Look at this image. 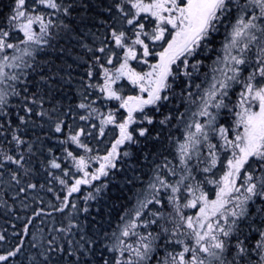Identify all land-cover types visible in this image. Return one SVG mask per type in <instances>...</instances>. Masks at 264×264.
I'll return each mask as SVG.
<instances>
[{"label": "snow or ice", "instance_id": "obj_1", "mask_svg": "<svg viewBox=\"0 0 264 264\" xmlns=\"http://www.w3.org/2000/svg\"><path fill=\"white\" fill-rule=\"evenodd\" d=\"M77 8L80 9L78 20L74 15ZM90 8L85 0H32L31 6L28 0H13L4 24L0 26V117L10 115L9 98L21 97L23 93L18 107L25 115H17L21 124L27 123L26 116L33 113L32 105L37 103L36 93L28 95L30 73L36 70V54L45 46H51V41L61 31L65 34L76 31L73 21L86 24ZM102 11L110 17L99 21L100 26L110 29L105 40L96 49L81 45L92 53L86 88L98 90L99 96L89 101L82 93L83 99L76 106L87 111V115L79 117L80 121L90 122L97 118L99 125L92 124L88 131L84 127L70 130L60 141L61 145H75L80 150L64 148V160L70 161L69 167L62 169L57 158L49 161L50 168L62 170V175L55 179L66 190L62 198L57 196L60 207L55 210L62 213L68 207L77 209L70 198L81 191L82 185H92L93 181L108 177L118 162L132 156V152L122 150V146L137 144L138 137H147L149 133L146 127H132L139 123L137 114L148 125L154 123L153 116L146 111L148 106H154L159 113L163 102L169 101L170 97L165 93L172 92L170 78L174 82L183 75L191 82L193 72L203 63L197 57L212 50L214 35L224 26L222 55H217L212 79L206 80V88L197 84V93L188 92L190 106L196 107L188 122L184 121L186 113H181L178 118V123L185 124L183 140L169 138L175 145L178 164L170 166L171 162L165 158L163 163L155 166L145 187L135 194L136 204L126 210L117 228L104 236L105 240L111 241L108 251L116 254L115 259L101 256L100 264H145L161 246L158 241H164V247L181 246L179 251L167 253L159 264H264V227L250 229L257 237L251 244L250 237L245 236L240 227L241 222L248 219L250 202L257 199L261 201L257 213L264 224V0H111ZM233 11L236 15L229 21ZM34 26L39 30L36 31ZM15 33L22 34L23 38L18 39ZM88 34H93L90 29ZM253 47L256 48L254 59ZM133 62L144 67L137 70ZM245 71L247 75H244ZM97 75L98 82L91 83ZM49 79L41 76L45 85ZM121 80H127L134 90H138L136 94L123 95V89L116 86ZM81 84L84 86L83 80ZM18 85L22 87L18 88ZM234 86H239L240 91L233 103L229 91L234 90ZM101 98L105 102H118V107L109 108L107 113L101 112L94 106ZM40 103L43 104L42 98ZM221 110H227V116L233 118L230 126L220 124L217 127ZM36 115L52 120L51 114L44 110ZM201 117L205 118L203 122ZM173 118L171 114L166 115L159 123L168 124ZM8 124L11 127V120ZM65 124V120L54 121L53 131L63 134ZM109 125L118 130V135L110 147L105 146L101 155L99 149L89 147L83 138L91 136L97 128L98 135L103 137ZM213 138L217 139L216 143L212 142ZM12 141L17 146L26 143L15 131ZM205 145L207 155L202 151ZM222 156L227 157L226 160ZM194 157L195 165L191 163ZM3 159L23 167V156L14 159L12 155L3 154ZM218 163L222 164V174L217 179L213 169ZM94 164L98 167L94 168ZM201 164L204 165L202 169ZM197 170L205 174L204 180L197 181L193 175ZM209 175L213 178H208ZM13 179H16L15 173ZM205 184L215 187L213 198L205 191ZM106 187V184L95 187V194L90 192L85 201L96 199ZM182 192L190 197L184 198L183 204ZM165 195L174 215L170 214L155 234L139 232L140 227L158 224L164 218L160 211L150 213L151 220L145 219V215L150 205L163 207ZM183 209L198 211L195 216H186ZM83 211L88 209L85 207ZM74 227L78 225L69 221L67 229L59 231L71 233ZM24 231H28V225ZM3 239L0 235V240ZM95 244L96 241L86 235L78 241L68 240L67 249L63 245L57 247L49 240L47 247L40 245L41 250L30 259L33 264H53L55 256L66 253L75 257L71 264H89V261L98 264ZM20 250L17 245L15 250L0 254V262L6 264L9 257Z\"/></svg>", "mask_w": 264, "mask_h": 264}, {"label": "trees", "instance_id": "obj_2", "mask_svg": "<svg viewBox=\"0 0 264 264\" xmlns=\"http://www.w3.org/2000/svg\"><path fill=\"white\" fill-rule=\"evenodd\" d=\"M85 2L91 5L87 13L89 21L84 25L73 21L76 24V31L68 34L61 31L59 36L51 41V46H45L35 56L36 70L30 73L31 83L28 95L36 93L37 103L32 105L33 113L26 116L27 123L21 124L17 115V113L25 115L22 108L18 107L23 93L21 97L9 98L10 115L0 117V124H3V127L0 128V235L4 237L3 240H0V254L15 250L17 245L21 249L15 256L9 257L6 264H33L30 257H36V254L41 250L40 245H44L46 248L48 241L53 240L55 246L63 245L67 249L68 240L78 241L81 236L85 235L96 241L95 249L98 255L95 260L98 264H100L101 256L105 259H115L116 254L108 251L111 241L105 240L104 236L106 233L110 235L121 223V217L126 210L133 208L137 189L143 179L152 174V170L157 164L163 163L165 158L171 162L170 166L178 164L175 145L169 142V138L183 140L185 128L182 126L183 123H178V118L181 113H186L184 120L192 115V107L187 99L188 92L197 93L196 85L206 79L208 66L216 57L219 50L218 43L226 32L225 27L221 26L219 33L215 34L212 40V50L197 57L203 63L199 66L198 71L193 72L190 83L189 79L183 75L174 82L170 78L169 82L172 83V92L175 95L172 92L165 93L169 95L170 99L163 102L159 113L155 111L154 106H148L146 109L148 114L153 116L154 123L152 125H148L137 114L139 123L132 127H146L149 129V133L147 137H138L137 144L122 146V150L131 151L132 156L118 162L117 168L111 170L108 177H102L100 181H93L92 185H82L81 191L74 193L70 198L76 203L77 209L68 207L61 213L55 210L60 207L57 196L61 195L62 198V193L66 190L62 189L55 177L61 176L62 170L50 168L49 161L57 158V162L62 164V169L69 167L70 161L64 160V148L75 149L77 152L80 150L76 149L75 145H61L60 141L67 137L70 130L75 131L84 127L88 131L92 124L99 125L97 118H93L90 122L80 121L79 117L87 115V111L76 107L83 99L82 93L88 96L89 101L96 100L99 96L98 90L86 88L88 82L86 73L92 53L81 45L87 44L93 49L99 48L101 42L105 40L106 32L110 31V29L100 26L99 21L110 19L107 13L102 11V7L107 6L111 0H85ZM12 3L13 0H0V26H3L4 18L8 15ZM28 4L31 6L32 0H28ZM40 10H44L42 6ZM79 12V8L74 11L77 20ZM34 28L36 31L39 30L38 26H34ZM89 29L94 35L88 34ZM14 35L18 39L23 38L22 34L15 33ZM96 54L99 55V53ZM133 64L137 66L136 62ZM143 67L142 65L137 66V70ZM189 70L191 71V69ZM41 76L50 78L46 85L41 81ZM99 79V75H97V78L91 83L95 84ZM82 80L84 86L81 84ZM116 86L123 89L122 94L125 96L134 95L138 91L134 90L127 80L118 81ZM19 87L22 86L18 85ZM182 90L183 95H181ZM41 98L43 104L40 103ZM94 106L101 112L107 113L109 108H117L118 102H105L101 98ZM53 109L55 110L53 111ZM41 110L49 112L52 120H49L47 116H37L36 113ZM121 112L123 113V110ZM170 114L174 118L168 124L161 125L159 121ZM226 118L227 123L225 122ZM9 120H11V127L8 124ZM57 120L66 121L63 134L53 131L54 121ZM219 122L217 127L220 124H225L226 127L231 125L232 119L227 117L225 110L221 111ZM14 131L26 143L17 146L12 141ZM98 132L97 128L91 136H86L83 139L89 147L94 150L99 149V154L103 155L105 146L110 147L112 140L118 135V130L109 125L106 128L105 136L100 137ZM158 134L159 138L156 139ZM29 145H31L30 151ZM203 150L204 153H207V148H203ZM3 154L12 155L14 159L23 156L24 160L21 162L23 167L4 160ZM94 154H96L95 151ZM226 158L222 156L223 160ZM193 159L196 161L195 157ZM193 165L195 164L193 163ZM93 167H98V164H94ZM203 167L204 165L201 164L200 168ZM14 173L16 179H13ZM193 175L196 176L197 181L205 179V174L199 170L195 171ZM29 184H34L35 187L29 188ZM101 184H106L107 187L96 195V199L85 201L84 198L90 192L95 194V187ZM210 186V184H205V191H209ZM49 188H52L51 192L48 191ZM214 194L215 190L210 192V198H213ZM180 195L182 204L186 202L184 198H190L187 197L186 192H182ZM162 204L163 207L151 205L146 210L145 219H153L150 213L156 211L162 212L164 218L158 224L150 225L147 228L140 227L139 232L155 234L160 230V225L169 218V215H174L166 195L163 197ZM260 204L261 201L258 199L255 202H250L248 219L242 221L240 225L243 234L250 237V244L255 243L257 238L256 233L250 229L264 227V224H261L262 217L257 213ZM85 207L88 209L87 212L83 211ZM183 211L186 216H195L198 209H183ZM34 213L40 214L34 215ZM29 218H31V223H29ZM69 221L77 224L78 227L72 228L71 233L59 231V229H67ZM25 225H28L27 232L24 231ZM168 226L171 228V224ZM129 242L132 241L129 240ZM234 242L235 237H233ZM157 243L161 246L150 255V259L145 264H159L167 253L179 251L181 247L175 244L164 247V241ZM33 245L37 247H33ZM228 258L231 259L230 254ZM73 260H75L74 256H67L65 253L55 256L53 264H71ZM0 264H5V262H0ZM89 264L92 262L89 261Z\"/></svg>", "mask_w": 264, "mask_h": 264}, {"label": "rangeland", "instance_id": "obj_3", "mask_svg": "<svg viewBox=\"0 0 264 264\" xmlns=\"http://www.w3.org/2000/svg\"><path fill=\"white\" fill-rule=\"evenodd\" d=\"M235 15H236V13L233 11V12H232V15L229 17V21L232 20V19H234ZM229 21H227L226 23H228ZM224 40H225V34H224V36L220 39V42L218 43V45H219V50H218L217 55H218V54L222 55L221 48H222V44H223ZM251 52H252V56H253V59H254L255 52H256V48L253 47L252 50H251ZM217 55H216L215 58L212 59L210 65L208 66L207 73H206V74H207L206 79H205L204 81H201V82L199 83V84L202 86V88H206V87L208 86V83L206 82V80H207L208 82H210L211 79H212V76H213L212 69H213L214 67H217V65L215 64V61H216ZM248 70H251V69H248ZM244 75H247V71L244 72ZM239 91H240L239 86H234V90H230V91H229V96L231 97V100H232L233 103L235 102V100H236V95H237V93H238ZM190 107H192V108H191V111H192V112H195V111H196V107H195V106H190ZM213 111H214V109H213ZM221 111H222V110H221ZM225 113H226V115H227V110H225ZM190 117H191V116H189L187 120H184L185 123L188 122V120H189ZM227 117H231V116H227ZM200 119H201V122H203V120H204L205 118L201 117ZM231 119H233V118L231 117ZM219 123H220V122H219V118H218L217 124H219ZM182 126L185 128V124H184V123H183ZM216 142H217V139L213 138V143H216ZM205 146H206V145H205ZM205 146H204V148H207V147H205ZM202 151L204 152L203 149H202ZM206 152H207V150H206ZM204 154L207 155V153H204ZM191 163H192V164H193V163L195 164L196 161H194V159H193V160L191 161ZM213 172L216 173L215 178H218V176H219L220 174H222V164H221V163H218L217 167H216L215 169H213ZM149 176H150V175H149ZM149 176L143 179V181H142L143 183H141V185H140L139 188L137 189L136 193H137L139 190H141L143 187H145L146 182H147ZM208 178H213V177H211V176L209 175ZM214 190H215V187H214L213 185H211V186L209 187V191L212 192V191H214ZM135 204H136V202L134 203V205H135ZM134 205H133V206H134ZM150 206H151V205H150ZM150 206H149V208H150ZM131 208H132V207H131ZM127 210H129V209H127ZM151 211H152V208L150 209V212H151Z\"/></svg>", "mask_w": 264, "mask_h": 264}]
</instances>
